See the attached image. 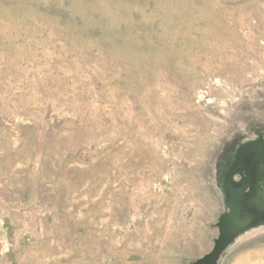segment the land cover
<instances>
[{
  "label": "rangeland",
  "instance_id": "374dc122",
  "mask_svg": "<svg viewBox=\"0 0 264 264\" xmlns=\"http://www.w3.org/2000/svg\"><path fill=\"white\" fill-rule=\"evenodd\" d=\"M261 135L264 0H0V264H192Z\"/></svg>",
  "mask_w": 264,
  "mask_h": 264
},
{
  "label": "water",
  "instance_id": "95a60500",
  "mask_svg": "<svg viewBox=\"0 0 264 264\" xmlns=\"http://www.w3.org/2000/svg\"><path fill=\"white\" fill-rule=\"evenodd\" d=\"M264 164V136L241 144L234 155V162L225 178L226 205L228 210L217 223L219 234L214 246L207 254L192 264H218L223 252L246 230L264 221V203L249 206L248 188H252L260 177ZM241 174L240 182L234 175Z\"/></svg>",
  "mask_w": 264,
  "mask_h": 264
},
{
  "label": "flooded vegetation",
  "instance_id": "af4514ba",
  "mask_svg": "<svg viewBox=\"0 0 264 264\" xmlns=\"http://www.w3.org/2000/svg\"><path fill=\"white\" fill-rule=\"evenodd\" d=\"M233 162H234V160H233ZM233 162H232V164H233ZM260 179H261V181L264 180V164H262L260 167V177L255 182V184L252 186V188H248L246 191V195H249V206H251V207H252V204L262 205L264 203V188L260 186V183H259V182H261ZM241 180H242L241 174L237 173L236 175H234V181L240 182ZM262 222H264V221H262Z\"/></svg>",
  "mask_w": 264,
  "mask_h": 264
}]
</instances>
